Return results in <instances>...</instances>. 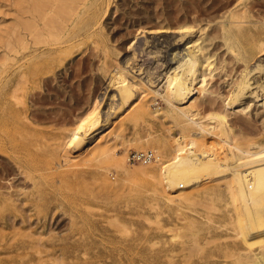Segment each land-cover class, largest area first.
<instances>
[{"label":"rangeland","instance_id":"obj_1","mask_svg":"<svg viewBox=\"0 0 264 264\" xmlns=\"http://www.w3.org/2000/svg\"><path fill=\"white\" fill-rule=\"evenodd\" d=\"M2 1L0 0V4ZM98 1L100 2L97 4L98 7L101 5L100 13L105 5H110L106 15L100 20L101 25L99 24L95 29V31L98 29L96 49L92 48L93 43L88 39L80 41L81 45L79 42V45L76 44L77 42L73 43L74 45L62 44L63 53L58 51L48 58L42 57L46 58L43 59V63L46 64L52 57V59L55 57L54 64L59 57H62L64 62L50 73L48 80L41 82L42 87L35 90L34 96L30 94L27 97L26 101L30 104L27 113L23 109L13 110L10 108L11 105L5 106L0 101V143H2L0 197L3 198L0 209L5 213V218L0 223V251L4 252H0V264H24L28 262L27 260L30 261L29 264H132L131 258L138 260L141 257L149 261L148 264H156L158 261V264H169L164 258L154 259L156 261L154 262L151 261V257L157 255V252L162 254L161 249L164 245L167 247L168 243L178 244L183 239L191 240L188 237L192 236L191 231L178 228L186 222L179 219L176 210L166 206L176 203L164 195L163 185L159 179L147 178L148 176L135 173L131 174L133 177L130 175L123 177V174L121 175L113 167L111 160L95 157L100 151L95 147L96 144L111 146L117 154L127 158L130 168H137L146 166L148 162L131 163L128 160L129 152L133 149H153L165 164L163 177L175 173L179 163L189 162L187 155L190 156L195 152L192 137L179 134L180 127L166 111L165 101L161 97L153 93L148 96L150 108L157 110L155 121L150 125L142 123L136 128L131 124L121 125V120L133 114L132 108L139 103L138 99H133L131 103L122 107L120 112L103 121L102 126L98 122L86 120L82 125V131L79 132L77 129L82 124L80 120L87 117L86 109L95 99L104 97L106 103L102 110L107 109L110 101L107 98L108 91L111 92L110 87L107 86L109 74L119 58L121 62L130 58L133 66L128 63V70L137 71L135 74L145 79L150 73L154 84L156 82L160 84L163 73L171 64L173 66L177 63L181 56L178 54L183 52L182 49L187 42L192 38L200 37L199 40L204 38L205 51L214 53L211 59L217 65L222 58L225 56L227 58L225 57L226 64L223 70L219 68L211 72V75H206L209 82L207 88L210 89L207 90L209 92H204V98L199 99L198 109L201 116L206 118L212 107L223 108L229 98L226 95L230 94L235 80L245 69L250 73L251 88L257 90L258 95L253 96V99L247 90L241 101L239 100L240 103L237 101L234 104V111L228 108L229 120L236 134L238 133V138L254 137L253 139L261 141L264 137V53L257 54L246 66L244 62L241 63L242 61L236 63L229 57L230 53L225 50L226 46L216 36L212 26L200 31L196 29L193 35L178 40L179 34L175 32V27L186 17L189 19L188 12L192 5L199 3L201 7L207 0ZM217 1L229 4L231 7L240 2L239 0ZM251 4L261 10L263 15L260 17L264 16V0H252ZM2 9L6 7H1L0 11ZM5 12L7 13L4 19L9 23L12 22L15 14L13 9ZM255 15L250 18L252 21H257V26H252V31L264 34V22L260 21L257 14ZM162 25L168 26L170 31L157 32L156 28H163ZM64 47L67 48L68 53L65 52ZM105 47L110 49L108 51L110 58L108 57V62L103 65ZM134 53L135 58H133ZM257 63L260 66L257 67ZM259 82L262 84L260 87ZM221 95H224L223 98ZM209 98L214 101L216 99L215 104H211ZM247 103H250V106L246 110L235 111ZM22 110L23 114H21ZM139 136H142L140 137L142 141L136 139ZM158 137L160 142L155 141ZM9 138H13L12 141H9ZM144 138L148 139L144 140ZM199 149L203 152L206 144H201ZM191 157L195 160L198 157L197 152ZM104 180H108L111 185L105 186ZM207 183L208 180L204 179L198 182L199 185H194L195 187L187 185L179 190L198 195L203 193L201 190ZM203 200L207 201L205 197ZM191 205L188 204L189 208L186 206L182 208V212L194 217L199 223L205 224L209 221L206 219H210L209 222L212 224L223 219L221 205L220 209H216L218 212L210 204V207L206 204ZM200 232L203 236L200 233L195 236L204 244L203 252L194 250L195 254L192 258L204 256L214 247L213 239L205 236L209 235L206 228ZM14 237H17L15 240L18 243L24 242V245L18 247L19 249L15 246L17 242H12ZM207 238L213 243L204 242ZM3 240L6 245L3 244ZM35 249L42 252L38 253ZM31 251L33 253H30ZM13 255L17 257L16 260ZM25 256L29 258L26 259ZM137 263L143 264L140 262L135 264Z\"/></svg>","mask_w":264,"mask_h":264},{"label":"bare ground","instance_id":"obj_2","mask_svg":"<svg viewBox=\"0 0 264 264\" xmlns=\"http://www.w3.org/2000/svg\"><path fill=\"white\" fill-rule=\"evenodd\" d=\"M239 1L238 4L232 7L229 4L218 2L217 0H207L205 2L206 4L201 7V4L198 3L197 5L195 3L190 8L189 12L187 11L189 19L185 16L186 19L175 27V32L179 34L178 40H183L190 34L193 35L192 33L196 29L200 31L212 26L216 36L219 37L223 41L222 44L226 46L225 50L230 53L229 57L232 58L231 60L236 63L242 61L241 63L244 62L246 66L257 54L264 53V34H258L252 31V26L256 27L257 21L250 20V18L256 16L255 14L259 17L263 14L261 10L256 9L255 6L251 4L252 0ZM98 2V0H3L1 2L0 8L6 7V9L0 11V14L2 12L0 15V101H2L5 106L9 104V107L11 105V109H23L24 112L26 111L27 113L30 109V104L26 101L27 97L30 94L34 96L36 94L35 90L42 87L41 82L48 80L51 75L50 73L64 62L62 61V57H59L56 64H54L55 57L54 59H52L53 57L49 59L50 61H48V64L43 63V59L48 58L52 53L56 52L57 54L58 51L63 53L62 44L74 45L73 43L75 42H77L76 44H78V42L80 44V41L89 39V42L93 43L92 48L96 49L98 44L96 31L98 29L96 31L95 29L100 24V20L103 16L106 15L110 5H105L103 11L100 13L99 10L101 5L98 7ZM10 9H13L15 14L13 21L9 23L4 19V15L7 13L5 11ZM260 21L264 22V16L260 17ZM161 27L163 28H156L157 32L170 31L168 26L164 27L162 25ZM99 28L101 29V27ZM144 29L145 28H143L142 31H144ZM199 38H192L187 42L182 49L183 52L178 54L181 56L177 60V63L173 66H171V64L164 73L162 72L164 75L160 84H156L157 82L154 84V80L150 73L147 79H145L144 77H139V75L137 76L135 74L137 71L134 72L132 70V72L128 70V63L131 64L130 58L124 59L123 62L119 61L120 58L116 61L113 60L115 61V65L110 71L107 85L110 87L111 92L109 93V91L106 90L108 91L107 98L110 99L107 109L102 110L106 103H104V97L95 99L94 103L90 104L88 109H86L85 114L87 117L80 120L82 124H80L77 129L81 132L82 125H84L83 123L86 120H91L93 123L98 122L102 126L103 121H107L114 113L116 114L122 107L131 103L133 99H138L139 103H137L135 108H132L134 109L133 114L130 113L131 115L121 120V125L126 126L127 124H131L133 128H136L142 123L150 125L155 121L157 110H152L150 108L148 96L153 93L161 97L165 101L166 111L170 114L174 123L180 127L179 134L191 136L195 148V152H192L190 156L187 155L189 162L179 163L175 173L163 177L162 171L165 164L159 155L155 162H148L144 167L130 168L127 158L117 154L116 150L111 146L95 145V147L100 150L95 157H98V159L108 158L111 160L113 167L118 170L121 175L123 174V177L128 175L133 177L131 174L135 173L145 177L148 176L147 178L154 177V179H159L163 185L162 191L164 195H166L169 200L176 203L174 205L166 204V206H169L171 210H176L179 219L186 222L178 228H183L192 232V236H188L191 240H184L182 238L183 240L178 244L168 243V246L166 245L167 247L164 245V248L161 249L163 253L157 252V255H154L155 257L152 255L151 261L164 258L169 264H264V137L261 141L253 139L254 137L249 138L241 136V138H238V133L236 134L229 120L228 112L230 110L227 112L228 108L234 111V104L242 99L241 97H243L245 92L249 91L253 97L258 95L257 90L251 88L250 73H248V70L245 71L244 69L241 71L239 78L235 80L234 87L233 89L231 88L230 94L226 95L229 98L228 101L226 100L227 103H224L225 105H223V108L221 106L212 107L213 109L209 111V115L203 118L199 112L198 106L199 99L204 98V92L210 89L207 88L209 82L206 75H211V72L219 68L223 70L227 57H221L222 60L219 62V65H217V63L211 59L214 53L211 54L207 52L208 50L205 51L206 45L204 46L203 44V40L205 39L199 40ZM64 48L65 52L68 53V51H66L67 48ZM108 51H110V49L105 47L103 50L105 56L102 55L105 58L102 64L108 62ZM98 52L100 54V51ZM135 57L136 55L134 53L133 58ZM218 58H220V56ZM258 66H260V64L257 63V67ZM206 70L209 71L206 72ZM258 86L260 87L262 84L259 82ZM222 96L224 95H221V97ZM208 100L211 104H215L216 99L215 101L210 98ZM249 106L250 103H247L245 106L239 109L237 108L235 111H244ZM23 110L21 114H23ZM23 118L24 117H22V119ZM27 118L29 120V117ZM149 135H151V133ZM140 137L142 136L136 139L142 141ZM151 137L152 136H150V138ZM159 138L160 137L155 138V141L158 142ZM12 139L13 138H9V141H12ZM146 139L148 138H144V140ZM5 144L6 142L3 146ZM201 144H206V149L203 151L204 154L201 152L202 150L199 149ZM166 146L167 145H165V147ZM0 149H2V143H0ZM196 152L198 157L192 160L191 156ZM204 179L208 180V183L204 184L201 190L204 194L194 195L193 193L179 190L187 185L194 186ZM102 181L103 180H101V182ZM104 183L105 186L111 185L108 180H104ZM203 197L207 199L206 202L204 201L205 199L203 200ZM1 201L3 202L2 197H0V202ZM188 204H206L208 207H210V204L215 208H213L214 210L220 209L221 207L219 208V206L221 205V210H223V215L221 216H223V219L212 224L209 222L210 219H206L209 221L205 224L199 223L194 217H189L182 212V208H185V206L187 207ZM209 210H211V208H209ZM3 211L0 209V223H2L1 220L5 218V213ZM218 218L220 219L221 217ZM172 224L174 225V223ZM170 225L171 223L169 226ZM203 228H206L209 234L205 236H208L215 242L214 247L211 248L207 254H204V256L192 258L195 254L193 253L194 250L200 253L203 252L204 244L195 236V234H201L200 230ZM201 236L203 235L201 234ZM173 237H175V235ZM15 238L17 237H14V241L12 242L16 241ZM167 238L171 240L170 237ZM209 238L204 242L208 244L209 242L213 243ZM30 240L36 242L32 239ZM30 243L31 242H29V244ZM137 243H139V241L136 242V244ZM25 244L27 245V243ZM22 245H24V242H17L15 244L16 248ZM35 250H33V252H35ZM36 251L38 253L42 252L40 250ZM33 252L31 251L30 253ZM42 256H40V258ZM25 258L27 259L29 257L25 256ZM10 259L8 260L10 261ZM16 259L17 257L15 256V260ZM56 259L54 260L57 261ZM27 261L30 262L29 260ZM28 262H24V264ZM131 262L132 264L136 262L148 264L149 261L141 257L138 260L131 258ZM158 262L156 264H158Z\"/></svg>","mask_w":264,"mask_h":264},{"label":"built area","instance_id":"obj_3","mask_svg":"<svg viewBox=\"0 0 264 264\" xmlns=\"http://www.w3.org/2000/svg\"><path fill=\"white\" fill-rule=\"evenodd\" d=\"M157 159V152L153 149L138 150L133 149L128 154V160L131 163H147Z\"/></svg>","mask_w":264,"mask_h":264}]
</instances>
